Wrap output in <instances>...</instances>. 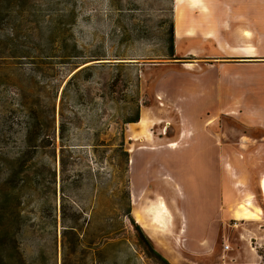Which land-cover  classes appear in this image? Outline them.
Listing matches in <instances>:
<instances>
[{
    "label": "rangeland",
    "instance_id": "rangeland-1",
    "mask_svg": "<svg viewBox=\"0 0 264 264\" xmlns=\"http://www.w3.org/2000/svg\"><path fill=\"white\" fill-rule=\"evenodd\" d=\"M203 1H181L196 27L179 37L177 0H0V264H165L128 215L159 197L166 226L137 221L157 250L220 264L241 227L227 207L262 217L264 27H245L239 0ZM144 111L152 132L133 140ZM64 225L92 247L64 248Z\"/></svg>",
    "mask_w": 264,
    "mask_h": 264
},
{
    "label": "crops",
    "instance_id": "crops-1",
    "mask_svg": "<svg viewBox=\"0 0 264 264\" xmlns=\"http://www.w3.org/2000/svg\"><path fill=\"white\" fill-rule=\"evenodd\" d=\"M260 5H262L261 0H239V19L240 21H244L246 23L245 27H249V28L264 27V24H262L264 23V14H263L264 10L260 8ZM242 17L244 20L241 19ZM247 58H252V57H247ZM199 188L200 186L195 183L193 189L196 190ZM240 192L241 191H239V194ZM160 201L161 200L158 201V205L160 204ZM253 206L254 205L252 204V202H249L241 205L240 208L238 209H236V207L232 205L227 207L226 209L227 211H232V213H235V215L233 216L235 217V219L241 220L240 223L237 224L238 226L241 227L238 228L239 231L238 246L233 247L232 250L231 247L229 249L224 250L223 256L225 257V259H221L220 264H261L262 255L260 254L258 247L254 245V243L257 242L260 245L264 243V209H263L264 207L260 205L262 209L261 212L262 217L256 219V214L254 213V211L250 209ZM138 210L140 209L139 208L134 209V213L136 215L135 217H137V219H138ZM242 211L244 212L245 216H239V213ZM143 214L146 217L147 221L148 219H151V217L146 212ZM184 223H185V219L183 220L181 233L184 232L183 230H186ZM173 225L174 223H172V226Z\"/></svg>",
    "mask_w": 264,
    "mask_h": 264
},
{
    "label": "bare ground",
    "instance_id": "bare-ground-1",
    "mask_svg": "<svg viewBox=\"0 0 264 264\" xmlns=\"http://www.w3.org/2000/svg\"><path fill=\"white\" fill-rule=\"evenodd\" d=\"M182 0H177V24H176V32H177V36H181L182 33L184 32V29L187 28V32H189V34H193V30L194 27H196V23L192 22L189 25H186V18H184V8H183V4L181 2ZM191 2L192 5H200V6H205L206 4L204 3L203 0H189ZM206 2V1H205ZM202 21V20H201ZM199 23V22H198ZM200 27V26H199ZM207 28V27H206ZM207 36H213L214 34V27L212 25H210L204 32ZM245 34V39H249L250 37V32L246 31L244 32ZM218 37V36H217ZM151 125H150V120H149V112L148 111H144L141 118L139 119V121H137L136 123H133L129 129V133H130V138L133 140H140L143 136L149 135L151 134ZM172 148H175V143L171 144ZM132 151L134 149H131ZM261 186L262 189L264 190V178L261 181ZM197 190V189H196ZM198 191V190H197ZM160 200V204L154 208L151 206H138V208L141 209L138 210V219L137 221L145 228V229H150V224L148 223L146 217L144 216L143 213H146L151 217V220L153 221V224H159L163 227H165L166 223H165V218L168 217L167 215L170 213L169 208L166 204V202L162 199V197ZM239 216H245L244 212H240ZM170 217V216H169Z\"/></svg>",
    "mask_w": 264,
    "mask_h": 264
},
{
    "label": "trees",
    "instance_id": "trees-1",
    "mask_svg": "<svg viewBox=\"0 0 264 264\" xmlns=\"http://www.w3.org/2000/svg\"><path fill=\"white\" fill-rule=\"evenodd\" d=\"M170 52L169 55L170 56H174L175 55V50H174V45H175V36H174V29H171V33H170ZM124 63V62H121ZM92 68L91 65H87L82 67L79 71H77L76 73H74L71 78L69 79V81L67 82L65 91L66 92L68 90V88L75 82L77 81L79 78H81V76L87 72L90 71ZM139 121V118H136L135 120H130V122H137ZM66 128V125L63 124L62 125V133L64 132ZM121 149H123V144L121 145ZM128 152L123 150V158L125 160H128ZM128 215H129V219L132 223V225L135 227V229L138 231V242L139 244L144 248L146 254L151 257V258H160L165 264H172L163 254H161L153 240L151 239V237L144 231L143 227L136 221V219L132 216V211L129 210L128 211ZM10 224L8 223H4L2 224V227L0 228V237H3L5 235H8L10 233V226L8 225ZM64 224H66V217H64ZM64 232H63V236H64V248H67L69 246V244L73 243L76 247L78 246H89L92 247V244L94 242L92 241H84V239L81 238V235L78 232V227L76 225H64ZM71 238L70 242L68 240V238ZM105 237L101 238V241L99 242L100 246H104V249H108L111 246L115 245V243H111V242H105L104 241ZM2 256L0 254V261L2 260Z\"/></svg>",
    "mask_w": 264,
    "mask_h": 264
},
{
    "label": "water",
    "instance_id": "water-1",
    "mask_svg": "<svg viewBox=\"0 0 264 264\" xmlns=\"http://www.w3.org/2000/svg\"><path fill=\"white\" fill-rule=\"evenodd\" d=\"M96 62L100 63V62H102V61H96ZM122 62H124V61H122ZM87 65H88V64H87Z\"/></svg>",
    "mask_w": 264,
    "mask_h": 264
},
{
    "label": "built area",
    "instance_id": "built-area-1",
    "mask_svg": "<svg viewBox=\"0 0 264 264\" xmlns=\"http://www.w3.org/2000/svg\"><path fill=\"white\" fill-rule=\"evenodd\" d=\"M226 248H229V245H227Z\"/></svg>",
    "mask_w": 264,
    "mask_h": 264
}]
</instances>
